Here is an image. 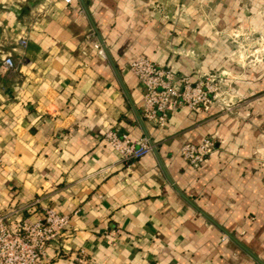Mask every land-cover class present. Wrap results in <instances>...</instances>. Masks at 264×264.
I'll return each instance as SVG.
<instances>
[{
  "label": "crops",
  "instance_id": "crops-1",
  "mask_svg": "<svg viewBox=\"0 0 264 264\" xmlns=\"http://www.w3.org/2000/svg\"><path fill=\"white\" fill-rule=\"evenodd\" d=\"M231 28L264 36V0H0V214L68 215L53 264L79 251L89 264H264V62L232 61ZM140 57L192 80L234 76L236 113L177 107L164 127L146 122L129 69ZM108 129L155 148L124 162ZM205 136L217 152L188 165L181 147Z\"/></svg>",
  "mask_w": 264,
  "mask_h": 264
},
{
  "label": "built area",
  "instance_id": "built-area-1",
  "mask_svg": "<svg viewBox=\"0 0 264 264\" xmlns=\"http://www.w3.org/2000/svg\"><path fill=\"white\" fill-rule=\"evenodd\" d=\"M70 3L72 0H63ZM92 44L98 56L108 59L104 44L91 34ZM22 46L27 41L19 40ZM6 69L14 68L11 56L2 61ZM130 71L143 87L141 117L156 127H164L168 113L177 107L208 109L219 103L224 110H230L228 100L221 97L220 83L209 72L199 74L195 80L188 75H177L175 70L146 57L129 62ZM105 142L116 151L120 159L129 162L152 152L155 148L147 134L132 140L128 134L108 129L103 133ZM218 150L216 140L205 136L198 143H185L180 150L181 157L193 167H198ZM2 159L0 157V164ZM69 223V216L45 208L41 215L22 217L14 225L10 214H0V264H53L47 253V246L56 240ZM78 264H89L83 251L75 257Z\"/></svg>",
  "mask_w": 264,
  "mask_h": 264
},
{
  "label": "rangeland",
  "instance_id": "rangeland-1",
  "mask_svg": "<svg viewBox=\"0 0 264 264\" xmlns=\"http://www.w3.org/2000/svg\"><path fill=\"white\" fill-rule=\"evenodd\" d=\"M224 35L232 44V53L230 58L234 62L242 63V66L253 67L264 62V36L255 29H228L224 31ZM216 76L220 83L221 97L228 100L230 110L222 111L233 115L236 113L237 107L241 100L235 98L233 91L234 76H222L217 72H209ZM215 105H219L216 103Z\"/></svg>",
  "mask_w": 264,
  "mask_h": 264
}]
</instances>
